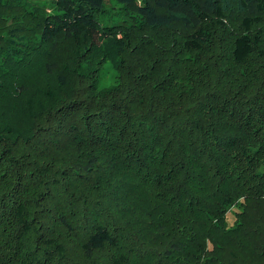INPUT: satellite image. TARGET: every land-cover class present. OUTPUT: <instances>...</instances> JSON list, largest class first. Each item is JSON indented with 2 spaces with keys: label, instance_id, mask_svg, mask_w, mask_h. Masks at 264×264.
I'll return each instance as SVG.
<instances>
[{
  "label": "trees",
  "instance_id": "1",
  "mask_svg": "<svg viewBox=\"0 0 264 264\" xmlns=\"http://www.w3.org/2000/svg\"><path fill=\"white\" fill-rule=\"evenodd\" d=\"M0 264H264V0H0Z\"/></svg>",
  "mask_w": 264,
  "mask_h": 264
},
{
  "label": "rangeland",
  "instance_id": "2",
  "mask_svg": "<svg viewBox=\"0 0 264 264\" xmlns=\"http://www.w3.org/2000/svg\"><path fill=\"white\" fill-rule=\"evenodd\" d=\"M114 75H115L114 71L110 68L109 64L106 63L101 73L99 86L106 87V86H110L111 84H113ZM235 212H236V209L231 208L226 215V220H227V224L229 227L233 224Z\"/></svg>",
  "mask_w": 264,
  "mask_h": 264
}]
</instances>
